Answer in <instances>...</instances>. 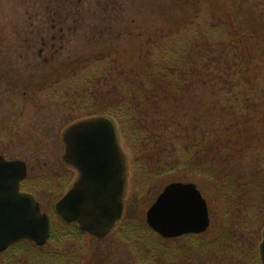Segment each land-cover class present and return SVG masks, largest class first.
<instances>
[{
	"label": "rangeland",
	"instance_id": "obj_1",
	"mask_svg": "<svg viewBox=\"0 0 264 264\" xmlns=\"http://www.w3.org/2000/svg\"><path fill=\"white\" fill-rule=\"evenodd\" d=\"M66 1L69 11L53 17L55 0H33L32 21L35 24H49L52 19L63 22L65 41L62 53L70 59H81L82 65L66 77L49 78L43 88L50 91L30 90L25 95L20 92L14 96H2L0 101V155L25 162L29 170L27 185L37 196L41 210L52 220L56 217L54 204L76 178V172L61 162L63 131L89 117H107L92 114L100 108L97 95L92 98L89 95L95 78L110 69L116 75L121 64L139 69L145 59L147 62V58H159L160 49H166V45L172 51L177 50L180 45L175 42L176 33L185 32L183 27L201 11L207 17L212 16L207 24L220 25L230 19L239 29L247 26L252 37L248 36L245 47L255 54L259 68H264V58H259L262 53L264 55V0H199L197 5L193 0H82L78 8L76 0ZM46 6L48 11L44 10ZM25 7L24 0H0V27L5 29L11 23L26 21ZM243 18L245 21L241 23ZM0 32L3 39L5 33ZM257 88H264L262 69ZM185 93L195 97L194 86ZM101 108L105 111V106ZM112 121L125 158L123 218L102 240L86 235L80 239L77 244L79 264H147L139 260V250L155 258V262L150 259V264H180V259H183L181 264H260L258 248L264 229V210L256 199L249 198L246 205L248 231L235 224L236 215L228 214L227 224L234 226L231 233H236V238L230 246L213 249L218 253L215 260H210L209 254L213 250L207 245L219 241L221 235L227 236L220 231L225 212L213 189L216 184L205 177V170L182 169L178 143L172 135L167 133L163 137L166 144L160 142L157 149L151 147L147 150L142 147V138L137 144L126 140L127 137L123 139L117 122ZM206 122L207 119L205 125ZM249 126L251 124L241 128L239 141L261 142L245 147V151L240 150L238 164L239 167L243 164L240 169L245 175L244 181L251 180L249 170L255 161L264 167V119L254 123L247 133ZM248 150L251 151L246 152ZM238 164L235 160V170ZM172 182L196 185L207 203L209 228L196 239H180L178 242L160 241L148 229L139 235L136 230L145 225L147 209L164 186ZM252 206L256 209L255 216H252ZM160 247L166 248L163 255L158 252Z\"/></svg>",
	"mask_w": 264,
	"mask_h": 264
},
{
	"label": "trees",
	"instance_id": "obj_2",
	"mask_svg": "<svg viewBox=\"0 0 264 264\" xmlns=\"http://www.w3.org/2000/svg\"><path fill=\"white\" fill-rule=\"evenodd\" d=\"M198 2L193 0L194 5ZM210 17L202 11L196 14L183 27L185 32L176 33L175 42L180 45L177 50L172 51L166 45V49H160V59L147 58L139 69L121 64L114 75L110 72L111 62L110 70L91 83L96 91L92 89L89 95L91 98L97 95L100 102V108L92 114H105L114 119L123 139L127 137L126 140L137 144L142 138V147L150 150L160 147V142L166 144L163 137L168 133L178 143L182 169L205 170V177L216 184L213 189L225 212L220 231L227 236L221 235L219 241L207 245L213 250L230 246L236 238V233H231L234 226L227 224L228 214L236 215L235 224L248 231V199H256L264 210V167L255 161L249 170L251 180L244 181L245 175L240 169L243 164L240 167L238 164L241 149L245 151V147L261 142L241 143L239 135L243 126L251 124L246 130L248 133L254 123L264 119V88H257L260 69L264 68H259L255 54L245 47L248 36L252 37L247 26L239 29L230 19L220 25L207 24ZM244 21L245 18L241 23ZM259 58H264L263 53ZM193 86L195 97L185 93ZM233 160H237V170L234 162L230 164ZM252 208L255 216L256 209ZM54 218L46 246L20 242L0 254V264H79L77 244L86 236L75 225ZM145 229L150 230L145 224L136 231L140 235ZM198 237L190 235L171 241ZM165 249L160 247L158 252L163 255ZM138 253L141 262L150 264V259L155 262L154 257L140 250ZM216 253L213 250L209 254L210 260L216 259Z\"/></svg>",
	"mask_w": 264,
	"mask_h": 264
},
{
	"label": "water",
	"instance_id": "obj_3",
	"mask_svg": "<svg viewBox=\"0 0 264 264\" xmlns=\"http://www.w3.org/2000/svg\"><path fill=\"white\" fill-rule=\"evenodd\" d=\"M62 142L61 161L77 178L54 212L64 224L102 240L123 213L126 168L115 125L108 117L84 119L64 130ZM26 175L25 163L0 156V254L20 242L43 247L50 238V217L32 195L19 191ZM145 223L163 239L200 235L210 225L207 203L195 184L172 182L147 209ZM258 253L264 264V229Z\"/></svg>",
	"mask_w": 264,
	"mask_h": 264
},
{
	"label": "flooded vegetation",
	"instance_id": "obj_4",
	"mask_svg": "<svg viewBox=\"0 0 264 264\" xmlns=\"http://www.w3.org/2000/svg\"><path fill=\"white\" fill-rule=\"evenodd\" d=\"M24 1L26 21L11 23L5 29L0 27L5 33L3 39L0 36V101L2 96H14L20 92L25 95L30 90L50 91L43 88L47 86L49 78L58 80L66 77L82 65L81 59H70L62 53L65 41L63 22L52 19L49 24H35L32 21L33 0ZM82 3V0H76V7H81ZM53 6V17L69 11L70 7L66 0H55ZM44 10L48 11L49 7L46 6ZM35 78L37 79L34 80ZM25 166L27 176L21 182L19 191L31 194L38 200L31 186L27 185L29 170L26 164Z\"/></svg>",
	"mask_w": 264,
	"mask_h": 264
}]
</instances>
